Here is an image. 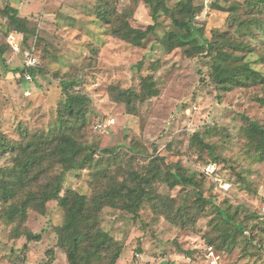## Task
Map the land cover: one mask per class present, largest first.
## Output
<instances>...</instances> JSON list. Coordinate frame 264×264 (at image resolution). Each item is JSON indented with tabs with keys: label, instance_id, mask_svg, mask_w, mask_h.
Listing matches in <instances>:
<instances>
[{
	"label": "rangeland",
	"instance_id": "374dc122",
	"mask_svg": "<svg viewBox=\"0 0 264 264\" xmlns=\"http://www.w3.org/2000/svg\"><path fill=\"white\" fill-rule=\"evenodd\" d=\"M182 1L187 0H165L172 13L160 9L154 20L145 0H0V47L7 59L6 67L0 61V135L26 145L64 132L91 150L87 165L63 172L61 196L77 192L93 201L122 183L145 188L136 213L126 208L132 201L126 197L98 212L97 227L114 243L91 264H112L116 247L121 254L115 264H264V143L249 130V121L264 128V80L225 90L215 79L217 50L198 53L193 44L169 50L167 32L179 28L173 17L186 16L179 10ZM8 5L34 30L20 32L40 61L31 81L15 70L22 68V56H14L6 43L13 31L2 14ZM102 8L117 24L156 27L135 46L110 33ZM195 18L204 37L231 54L228 63L249 64L264 79V0H215ZM142 77L153 81L156 96L135 100L130 108L114 98L113 86L140 93ZM65 81L73 82L68 91L89 101L60 126ZM14 162V153L0 150V168ZM209 163L231 183L228 193L202 172ZM39 168L42 174L28 188L0 201V264H70L58 245L66 219L58 199L44 208L30 206L24 219L7 217L28 190L40 192L62 173L59 164L46 160L31 175ZM176 174L194 184L171 187ZM199 196L211 201L204 204ZM215 207L232 221L225 222ZM239 225L242 232L235 229ZM29 233L42 238L29 241Z\"/></svg>",
	"mask_w": 264,
	"mask_h": 264
},
{
	"label": "trees",
	"instance_id": "16d2710c",
	"mask_svg": "<svg viewBox=\"0 0 264 264\" xmlns=\"http://www.w3.org/2000/svg\"><path fill=\"white\" fill-rule=\"evenodd\" d=\"M145 2L150 5L154 12V20L157 19L160 9L167 13H172V10L165 4V0H145ZM180 5L179 10L184 12L186 16L183 20L173 17L179 28L167 32L169 35V50L185 44H193L198 53L205 52L208 49L217 50L219 60L214 63L215 79L218 80L225 90H231L237 86H248L246 80H252L253 82H257L258 79L264 80L261 74L252 69L249 64L232 65L228 63L227 60L232 57L231 54L224 51L221 47H214V42L204 37L202 28L195 25V17L204 9L214 7L215 0H202V4L196 6L193 4V0H187L180 2ZM99 13L103 20L105 18L106 23H110L109 31L112 35L120 37L135 46H142L144 40L156 27V24H153L149 25L146 29H140L132 27L128 22L124 25L117 24V18H114V14L112 15L108 8L100 9ZM2 14L4 17H7L9 24L13 27V31H18L23 34H32L34 32V30L28 27V19L21 17L15 7L6 6ZM181 28H186L187 33L183 34ZM25 36L23 48L24 50L31 49L34 47L32 46V41H27L28 36ZM4 49V47H0V61L6 67L7 59L4 57ZM15 70H19L22 76L28 72L33 74V76L36 74L35 69L18 67ZM142 83L143 90L140 93L133 89L111 87L112 91H114V98L121 103H125L130 108L132 102L135 100L144 101L158 94V89L154 87L153 81L142 77ZM72 84L73 82H63L64 100L62 101L58 116L60 126H63L66 122V116L80 115L89 101L86 95L76 91H68V88ZM249 122L250 132L258 135L259 140L264 143V128L256 122ZM42 139L45 142L51 143H44L51 147L49 150L43 148ZM0 150L4 152L10 151L15 154V162L11 167L0 168V201L8 202L19 195L21 188H28L42 174V170L39 168V172L36 175H31V173L46 160L50 161L51 164H59L62 167V173L54 179V182L52 180L48 181L40 192L28 190L25 199L20 205L11 204L7 211V217L9 220H14L18 216L24 219L26 211L30 206L44 208L49 200L58 199L60 205L65 208L66 212L65 222L58 230V245L66 251L70 264H91L93 257L99 258L102 250L110 248L114 243L113 237L108 232L97 227L98 212L105 205L116 207V198L122 199L126 197L132 200L130 203H126V208L136 213L142 202L145 188L139 186L138 190H135V187L131 188L125 183H122L119 187H112L109 192L102 193L93 201L87 195L77 192H71L68 195L61 196L63 172L83 168L92 158V151H85V146L77 142L76 139L67 133L51 132L48 136L43 134L26 145L12 143L0 135ZM155 170L157 171L156 168ZM143 181L149 182L150 179ZM193 184L192 179L177 174L173 175V179L170 181L171 187L177 185L190 186ZM159 196L161 195L156 194V197ZM170 200H173V198L171 197ZM199 200L204 204L211 201L210 198H202L201 196H199ZM215 209L225 222L230 223L232 221V217L226 210H223L221 207H215ZM235 229L236 231L242 232L240 225L236 226ZM27 238L29 241H40L42 235L29 233ZM225 239H228L226 234ZM26 247L27 245L24 246V249ZM120 254L121 248L116 247V251L111 258L112 264L116 263ZM49 261L42 264H50Z\"/></svg>",
	"mask_w": 264,
	"mask_h": 264
},
{
	"label": "built area",
	"instance_id": "2783aa9c",
	"mask_svg": "<svg viewBox=\"0 0 264 264\" xmlns=\"http://www.w3.org/2000/svg\"><path fill=\"white\" fill-rule=\"evenodd\" d=\"M23 40V34L18 31H12L6 39V43L9 45L14 56H22V68L37 70L39 68L40 61L34 54L35 48L33 47L32 49L24 50ZM24 77L27 81H31L34 76L28 72L24 75ZM99 127H102V124H99ZM202 172L205 173L207 177L213 179L216 189L222 191L223 193H228L231 190V183L215 173V163H209L202 167Z\"/></svg>",
	"mask_w": 264,
	"mask_h": 264
}]
</instances>
